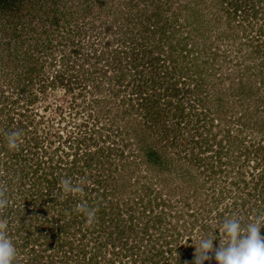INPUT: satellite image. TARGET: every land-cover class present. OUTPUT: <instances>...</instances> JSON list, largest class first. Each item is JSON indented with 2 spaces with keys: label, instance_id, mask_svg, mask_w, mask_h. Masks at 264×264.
Here are the masks:
<instances>
[{
  "label": "rangeland",
  "instance_id": "374dc122",
  "mask_svg": "<svg viewBox=\"0 0 264 264\" xmlns=\"http://www.w3.org/2000/svg\"><path fill=\"white\" fill-rule=\"evenodd\" d=\"M163 1L167 2L163 5L165 8L163 20L166 21L167 25L165 26L167 28L163 26V29L169 33L171 29H168V26L173 27L175 35L168 41L172 40V46L177 47V53L180 52L181 46H186L185 52L182 53L186 56V60L184 64L179 65L175 72L171 71V67H167L165 71L162 70L163 73L171 72L167 77H164L167 74H164V76L160 74L159 83L161 85L156 86L158 89H151V91H156L157 97L159 93L161 94L158 106L160 108L165 107L164 113H161V117H163L162 127L166 129L171 124L174 127L176 125L175 121L170 122V120H172L173 112L177 108V98L180 97L171 99L173 101L169 103L166 94L170 92L167 90L170 80L179 83L181 73L185 70L189 77L186 79L192 80L198 77L195 71L198 73L200 71L202 78H204V86L197 92L193 90V93L191 92L184 100L185 113L192 112L187 106L191 104V101L197 104L195 97L207 100L208 103H205V105L207 108H211L216 105V99L223 93L220 100L224 106L222 113L225 114L224 117L228 121H223V125H227L226 127L229 128L234 138L228 141L222 139L224 137L223 133L217 135V140L222 139L223 141L222 156L218 157L216 153L213 160L214 163H218V158H220L219 163L224 164V166L223 164L222 166L214 164L215 170L220 172L223 169L222 175L218 174L219 176H212L208 171H205L203 162L200 166L189 163L187 156H185L186 151L188 152L189 149L187 148L185 152H182L184 150L180 148L173 149L171 148V141L164 140L162 145L165 148L161 146L163 147L162 163L167 165L153 167L145 163L143 152H140L141 150L137 145L139 133L142 135L146 126L150 123L146 122L144 114L135 106L136 101L123 103L122 97L117 95L119 92L118 87L121 85L120 87L123 89L124 85L126 87V82L117 84L120 72L115 73L113 69L107 67L106 61L112 62L110 52L114 49L124 51L125 47H130V41L128 40L125 46L123 44L120 46L118 42L122 43L127 39V37L124 38L123 32L132 30V33L138 34L140 30L138 28L140 24H137L138 16L145 11V6L146 9L148 8L151 11L149 7L151 5L147 0H104L101 4L98 0H68V5L74 6V8H69L70 11L73 10L71 11L73 16L70 14L69 19H67V23L70 25L69 33L65 32L63 34L61 30L55 34L47 32L49 37L44 34L41 38L39 37V29L41 28H38V32L30 34L31 37L23 36L22 38L28 40L27 45L39 44V49L33 48L30 51L31 59L37 58L34 64L41 68V76L33 81L32 86H28L29 88L26 89L24 96H18L17 90L15 91L19 86L10 84L17 74L11 63L6 62V54L10 49H4L7 43L5 40L11 34L4 35L1 33L0 41L3 42H1L2 45L0 43V111L2 109V112H0V132L15 129L20 121L16 115L20 112L24 113L26 116L23 120L28 128L27 132H21L22 143L18 149L19 152H16L19 154L16 167L20 172L19 169L24 164V160L34 165L31 169L33 171L36 163H42L40 172H37L32 178L31 176L24 179L18 178L19 180L15 181L17 184L27 182L25 189L33 185L36 188L38 184L44 186L43 176L51 171L49 169L51 168L50 164L56 165V162L72 161V156L77 148L79 149V155L97 149L98 145L96 144L97 146L94 147V143H97L99 136L92 135H94V132H100L97 129L102 127L107 128V130L102 131L103 137L99 140L101 142L100 146L103 147L105 142L102 143V141L109 134L110 141L108 143H111L113 138L115 143L117 141L123 143L119 146L116 145L117 147L115 146L113 151L105 152L107 157L105 159L106 167L103 170L101 169L104 171L103 179L101 177L102 173H100L102 171L97 168L92 177L88 179V183L84 184V200L87 202L89 199L91 202L100 204L102 209L106 207L103 220L99 219L102 214L99 215L98 208L95 207V219L89 224L86 222L87 217L82 216L77 210L78 205H73L74 210L80 217L77 216L76 226L72 228V232L75 231L76 233L62 236L65 237L62 240L67 243L65 249L71 252V257L64 264H120V262L141 264L140 262H134L131 256L124 254H128L127 249L132 245L134 247L131 251L140 256L141 252L145 250L143 248L140 251L136 250V244L141 241L148 252L146 256L148 257L149 254L155 255V252L151 253L152 243L149 242L147 237L139 234L142 228H139L137 224L139 223L140 212L144 211L142 207L145 203L150 207L148 208L149 211L145 212L146 216H149L150 209H152L153 211L150 214L152 217L159 216L162 224L174 229L169 230L168 233L171 234L174 231L175 234L180 235L178 245L175 248L176 251L172 257H166L159 264H194L195 248L193 244L197 243L201 235H209L214 232L217 239L214 241V246L218 245L219 241L224 242V233L220 229V222L217 217V213L224 211V208L229 207V210H227L229 214L225 212L224 218L236 216L244 220L246 208L243 207L240 199H236L239 194L229 190V187L233 189L229 182L232 179L236 181L240 179L250 180L260 168L251 158L252 154H256L259 145L264 149L263 132L250 128L254 118H257L256 115L259 112L261 113L262 107L258 104L257 99L264 96V81H261L264 67L260 66V60H254V57H251V47L248 46V42L251 40L259 44L264 43V15H258L249 23L243 20V16L238 13L237 18L233 22L231 21L228 26V16L224 17L222 11H218L217 6L215 7L216 0H161V2ZM254 1L258 8H264V0H261V2ZM134 3L140 5L135 9H130ZM99 5L101 10L98 7ZM69 10L66 9L70 12ZM129 11L133 13V16L129 15ZM126 15H128L129 21L123 17ZM147 15L144 17H148ZM72 18L74 21L70 20ZM207 20H212V23H207ZM142 23H146L145 19ZM161 24L163 23L161 22ZM207 24L209 25L207 26ZM110 25L112 30L107 32L106 29ZM77 29L81 31V38L77 37V35H80V31L78 34ZM74 33L76 34L74 35ZM45 37H48L47 42ZM120 38L123 40L121 41ZM138 41H141V39L137 38ZM179 41L181 46H178ZM73 42H77V44L72 46ZM13 43H15L14 40ZM143 46L146 47V45ZM163 47L165 50L167 49V52L169 51V45L163 44ZM103 54H105L103 61L95 58ZM248 67H250V70L246 69ZM142 68L143 66L138 68L140 72L142 71V75L138 76H143V79H151L152 72L157 73L149 67ZM61 73L65 75V78H60ZM240 75H243L244 81L247 78L245 75H250V78H247L249 80L248 84L250 83V86L255 85L259 89V93L255 95L253 93L235 94L234 91L238 87ZM113 76L116 78L109 79ZM219 76L227 79L212 86V83L217 81ZM5 96L9 97L6 102H4ZM29 96H35L34 103L27 104L26 99ZM17 97L19 100H17ZM25 104H27L26 107ZM254 106L257 107L258 113H252ZM98 107H102L103 114L106 117L102 116L103 114L99 115L98 118L96 117ZM123 110H128L129 114L120 115ZM196 110L201 111V107L198 106ZM215 115L213 113L210 117H215ZM245 120L248 124L247 129H239L241 122H245ZM188 121L186 119L180 125L187 144L190 143L188 142L190 139L184 128H187ZM213 124H215L214 121ZM189 128L192 129V133L197 131L191 125ZM197 128L199 132L206 131L207 136L205 139L210 140L213 135L220 131L222 125L214 127L208 123L206 126L200 124ZM117 130L120 137L116 133ZM142 137L145 142L155 140L146 137L149 139L147 141L144 135ZM121 138H124L123 142H121ZM34 139L40 144L38 147L41 148H33L31 142ZM126 143L128 146L125 145ZM214 148L217 152L220 149L218 145ZM178 149L182 153L178 154ZM196 152L197 149L194 153L196 154ZM209 152L207 155H212V151ZM262 154L264 155V151H262ZM22 155L24 158H21ZM263 155H258L257 159L260 161ZM208 161L210 160H207V163ZM78 165L82 164L79 163ZM255 165H257V168ZM68 167H71V165H68ZM76 169L78 170V167ZM230 169H233V171ZM31 170L29 169V171ZM227 174L228 176H226ZM19 175H22V173H19ZM81 178L84 177L78 176L77 179H70L76 182ZM95 179L102 182L98 186L99 189L92 186V181ZM58 184L60 185V181H58ZM114 186L118 188L116 192L113 189ZM58 189L61 190V188L55 187L54 191H58ZM54 191H52L53 194ZM221 191H223V196L226 195L228 199L225 198L217 204L213 198L221 196ZM17 192L16 188L14 190L15 197L10 199L11 203L19 201L20 195ZM102 193L105 196H102ZM71 195L79 196L80 194ZM27 196L30 197L31 193H27ZM185 197H188V202L192 206L189 210L183 206ZM163 200L166 201L165 206L162 205L161 201ZM246 200L245 197L244 201ZM246 205H248V202ZM263 216L264 213H262L261 220ZM130 218L132 219V225H134V233L128 234V248L125 249V252H121L115 225L129 223ZM161 226L163 228V225L158 227L161 228ZM201 226H203V229ZM148 229L147 234L153 235L155 238L158 231L151 226ZM28 230L30 232L34 231L30 226ZM135 232H138V234H135ZM261 234L263 235L262 229ZM39 235L40 233H33V237H40ZM47 239L52 241L54 238L47 236ZM123 241L120 243H123ZM157 246L160 247L161 245ZM63 250L59 249L57 251V248H49L44 255H49L53 259L45 257L43 258V264H49L51 261L57 263L59 258H64ZM185 256L186 258L183 259ZM175 259H178V263ZM23 260L25 261V259ZM24 261H21V264H26ZM205 264H215V261L210 258Z\"/></svg>",
  "mask_w": 264,
  "mask_h": 264
},
{
  "label": "trees",
  "instance_id": "16d2710c",
  "mask_svg": "<svg viewBox=\"0 0 264 264\" xmlns=\"http://www.w3.org/2000/svg\"><path fill=\"white\" fill-rule=\"evenodd\" d=\"M68 0H0V38L1 33L4 35H7V33L10 35L5 42L6 47L4 49H10L8 53L6 54L7 59L6 62L11 63V66H13L16 69V76L13 81L10 82V84L19 86L15 91L17 90L18 96H24L23 94L26 93V89H28L30 86H32L33 81L39 78L41 75V68L40 66L34 64V62L37 61V58L33 60L31 59V51L30 49H39V44L35 43L34 46L27 45L28 40H23V36H32L30 34H33L35 32H38L37 29H39V37L42 38V35L47 34V32H50L52 34H55L56 32L63 31V34L65 32L69 33L70 25L67 23L68 16L72 14L69 8H74L73 5H68ZM99 4L104 2V0H98ZM151 6L150 9H146V6L144 7V10L139 18H137V24H140V27H138L140 30L138 31V34L132 33V30L123 32L124 38L127 37L125 41L122 43L118 42L119 45L125 44L130 41V47H125L124 51H120L118 49H114V51H111V61H106V66L110 69H113L114 72H120V77L118 78L117 84H123L126 82L123 86L124 88L121 89V85L118 87L119 92L117 93L118 96L122 97V102L132 103L137 102L135 106H137L138 109L141 110V112L145 116L146 122L149 124L146 126L144 132L142 135H144L145 139L149 141L146 137L154 138L153 142H145L142 135L139 133V137L137 139V145L140 152H143V157L145 158L144 161L148 166H157V165H167L165 163H162L163 159V145L162 141H171V148H180L183 149L185 152L187 148L189 151L185 153V156L188 158L189 163H194L196 166H200V164L205 165V171H208L212 176L214 175H222L223 172L220 170H215L214 164H218L219 166H222L223 163L220 162V158H218V163H214V156L217 153L218 157L222 156V139H226L228 141H231L234 136L229 131V128L226 127L227 125H223V121H227V119L224 117L225 114H223V102L221 103V97L223 96V93L219 96L217 100V103L213 107L207 108L205 103H208L207 100L203 99H195L197 100V104H195L193 101H191V104L187 105L189 110H192L191 113L186 112V105L184 103V100H186L187 96L194 90V92H197V90H201L204 86V78H202L201 72L199 71L195 73L198 74V77L195 79H186L189 78L187 71L185 70L181 74V81L179 83L175 81H171L168 84V89L170 92H167L166 96L169 98V103H172L173 100L177 97V108H175V112H173V118L170 120V122L176 123L175 127L173 124L168 126L166 129L162 127V119L161 113H164L165 107H159L158 102L161 94H156V91H151L152 88L159 87L161 85L159 83L160 74H167L164 77H167L168 74L173 71L175 72L177 68H179V65L182 63L184 64L186 60V56L182 53L185 52L186 46H181V42H178V46H181L180 52L177 53V47L172 46V40L168 41L172 36L175 35V30L173 27H169L168 29H171V31L168 33L163 29L164 27L167 28L165 25H167L163 20L164 15V6L166 1L161 2V0H147ZM258 2H261V0H258ZM131 3V2H130ZM215 7L217 6L218 11L223 13L225 15L224 17L228 16V26L230 22L235 20L237 18V14L243 16V20L250 23L254 18H256L258 15H264V8L260 9L258 8V5L256 6V2L254 0H216ZM140 4L134 3L130 9H135ZM100 7V5L98 6ZM68 9L70 12L66 11ZM101 10V7L99 8ZM153 10V11H152ZM101 12V11H100ZM130 13V14H129ZM129 15L133 16V13L129 11ZM137 14V13H136ZM148 14V15H147ZM148 17H144V16ZM175 15V14H174ZM127 21L128 15L123 16ZM231 17V18H230ZM217 18V17H216ZM143 19H145V24L142 23ZM71 21H74L73 18L70 19ZM125 20V21H126ZM220 20V19H219ZM70 21V22H71ZM161 22L163 24H161ZM242 22V21H241ZM207 23L211 24L212 20H207ZM220 23V22H219ZM161 24V25H160ZM207 24V26L209 25ZM19 26V27H18ZM164 26V27H163ZM111 25L108 26L106 29L107 32L109 30L111 31ZM203 28V27H202ZM81 29V27H80ZM80 30L77 29V33ZM51 34V35H52ZM76 33H74L75 35ZM79 34V33H78ZM170 34V35H167ZM81 31L80 35H77L78 38H81ZM170 36V37H168ZM49 37V36H48ZM48 37H45L46 42L48 40ZM29 38V37H27ZM122 38V37H121ZM120 40L122 41L123 39ZM137 38H140L141 41L137 42ZM258 38V37H257ZM39 39V38H38ZM13 40L15 43H13ZM128 40V41H127ZM259 41V40H258ZM3 41H0V43ZM49 42V41H48ZM164 42V43H163ZM77 42H73V45H76ZM163 44L169 45V51L167 52ZM248 46H250V54L251 57H254V60H260V66L264 67V43L261 42L259 44L256 41H249ZM2 45V43H1ZM143 45H146L144 48ZM47 46V45H46ZM108 46V45H107ZM168 47V46H167ZM3 48V47H2ZM142 48V49H141ZM144 48V49H143ZM12 49V50H11ZM73 50V49H72ZM75 52H77L75 50ZM96 53V52H95ZM91 55V53H89ZM104 55H100L98 57H95L98 60L103 61ZM167 55V56H166ZM93 56V55H92ZM102 58V59H101ZM115 66V67H114ZM143 66L144 68H150L151 70L157 71V73H153L151 75V79H143L142 77H139L142 75V71L140 72L138 68ZM167 67H171V71L163 73L162 70H166ZM250 70V67L246 68ZM181 70V69H180ZM247 70V71H248ZM140 73V74H139ZM139 75V76H138ZM180 75V74H179ZM243 75H240L238 78V87L235 89V94H258L259 89L252 85L250 86V83L248 84V79L250 78V75L247 76L246 80L244 81ZM60 78H65V75L61 73ZM116 77H110L109 79L113 80ZM128 78V80H127ZM227 79V78H226ZM224 78L217 79V81L213 82L212 86L215 85L217 82H221L226 80ZM127 80V81H126ZM174 80V78H173ZM261 81H264V70L262 73ZM22 82V83H21ZM88 82V80H87ZM174 82V83H173ZM193 82V83H189ZM29 86V87H28ZM118 86V85H117ZM157 86V87H156ZM192 86V87H190ZM217 90V89H216ZM251 92V93H250ZM193 93V92H192ZM34 97V98H33ZM29 96L28 99H26L27 104H32L35 102V96ZM174 97V98H173ZM225 98V97H224ZM9 99V97L5 96L4 102H6ZM17 100L19 98L17 97ZM171 100V102H170ZM250 100V98H248ZM259 105H261V113H258L257 107L254 106L252 108V113H258L257 118H254V121H252L250 128H253L257 130L258 132H263L264 134V96H260L258 99ZM224 101V99H223ZM175 102V101H174ZM210 102V101H209ZM25 104L24 106L26 107ZM194 104V105H193ZM191 105V106H190ZM200 106V110L195 109ZM132 109L134 108L131 107ZM249 108V106H248ZM28 109V108H26ZM215 109V111H213ZM102 107H98L96 109L98 118L99 115L103 114ZM254 111V112H253ZM2 112V109L1 111ZM128 110H123L121 114L128 115ZM172 112V111H171ZM215 113V117H210L212 114ZM20 121L17 124L18 126L13 130H5L3 133L0 132V192L4 194V197L7 199L8 203L7 206L3 209H0V219L6 218L8 221V232L10 236L13 238L18 254L15 260V264H21V261H24L26 264H43V258L47 259H53L49 255L45 256L46 252H48V249L52 247V249L57 248V251L59 249L63 250L66 246V241H63L62 239H65V234H74L75 231L72 232V228L76 226V218L77 216L80 217L77 212L74 210L73 205H79L81 203H85L87 208L94 209L95 207L98 208V214H102V217L100 216L99 219L103 220V215L105 214L104 210L101 208L100 204L91 202L89 199L87 202L84 200L85 196L82 195H71V194H63L62 189H58V191H54L55 187L61 188V186L58 184V181L61 182L64 178H71V179H77L78 176L84 177L85 180L88 181L94 174V171L97 168H100L99 170H103L106 167L105 159L107 158L105 155V152H111L115 149V146L123 143H115V141L112 139L111 143H108L109 136H106L105 139H103L105 142L103 147L100 146L99 140L103 137L102 131L107 130V128H101L97 129L100 130V132H94V135L99 138L97 139V143H94L95 149L94 151H88L85 154L79 155L77 148L74 151V155L72 156V161L64 162H56V165H51V171L48 172L47 175H44L43 181L45 182V185H40L36 188L35 185L28 187V189H25V185H27V182L21 184H17L15 181L20 179H24L28 176H31V178L36 175L37 172L41 171V162L36 163L35 169L33 171L31 170L34 165L31 163H27L23 160V165L20 167V172L18 171L16 165H17V157L19 154H17V151H9L6 146V134L19 130L20 132H27L28 125H26L23 118H25L24 113H18L16 115ZM102 116L106 117L105 114ZM254 117V116H253ZM188 119L187 128H184L188 132V142L189 144L185 143L186 138L183 136V133L181 132L182 129L180 128V125ZM213 121L215 124H213ZM208 123L211 124V126H217L220 127L222 125V128H220V131L213 135L212 139H205L206 134L205 132H199V129L197 128L200 124L203 126H206ZM192 126L197 131L192 133V129L189 128V126ZM247 121L245 120L241 122V126L239 129H247ZM209 128V127H208ZM207 128V130H208ZM183 129V130H184ZM252 129V130H253ZM241 132V131H239ZM99 133V134H98ZM117 135L120 137V133L117 130ZM220 133L224 134V137L220 140H217V135H220ZM98 134V135H97ZM95 136V137H96ZM75 140H77L75 138ZM124 141V138H121V142ZM212 142V143H211ZM78 143V142H77ZM214 143V144H213ZM33 145V148H41L38 147L40 145L36 139L31 142ZM97 144V145H96ZM107 144V145H105ZM128 146V144H125ZM218 145L220 147L219 151L217 152L215 150V146ZM42 146V145H41ZM123 146V145H121ZM163 146V147H161ZM117 147V146H116ZM165 148V147H164ZM214 148V149H213ZM195 149H197L196 154ZM218 150V149H217ZM209 151H212V155H207L210 153ZM262 151L264 149L260 145L258 146V149L256 150V154H252V159L260 168L257 170L258 172L252 176L250 180H242L236 181L235 179L231 180L229 184L232 186L233 189L229 187V190L231 192H236L239 194L238 198L242 201L243 207L246 208L245 217L244 220H242L243 223H247L250 219L253 220L257 217L261 218L262 213H264V155L262 154ZM17 152V153H16ZM46 152V151H45ZM178 149V154L182 153ZM21 153V152H20ZM205 154V155H204ZM258 155H263V158L259 161L257 159ZM7 158H5V157ZM69 155L67 154V157ZM10 160H9V159ZM21 158H24L23 155ZM210 158V159H208ZM250 158V159H251ZM12 160V161H11ZM207 160L208 161L207 163ZM82 164L78 165L77 164ZM261 164V165H260ZM68 165H71V167H68ZM257 165L256 168H257ZM31 166V167H29ZM224 166V164H223ZM78 167V170L76 169ZM29 169L31 171H29ZM98 170V171H99ZM101 170V171H102ZM233 171V169H230ZM19 173H22V175H19ZM102 173L101 177L103 179L104 171L100 172ZM99 173V174H100ZM218 175V176H219ZM88 176V177H86ZM228 176V174L226 175ZM47 178V179H46ZM49 179V180H48ZM231 179V178H230ZM79 180V179H78ZM102 184L101 180L95 179L92 181V186H95L96 189L98 186ZM17 188V193H19V201L17 203H11L10 199L15 197L14 196V190ZM99 189V187H98ZM114 191H117V187H113ZM212 190V189H211ZM54 191V194L53 192ZM214 192V191H213ZM220 194L221 196L217 198H213V200L219 204L221 201H223L226 197V195L223 196V191ZM27 193H31V196L28 197ZM27 197H24V196ZM77 196V197H73ZM102 196H105L104 193H102ZM223 196V197H222ZM214 197V196H213ZM230 197V196H229ZM246 197L247 200L244 201V198ZM77 199V200H76ZM21 200V201H20ZM21 202V203H20ZM141 202V201H140ZM150 203V201H148ZM162 205L165 206L166 201H161ZM248 202V205H246ZM93 203V204H91ZM236 204V203H235ZM223 205H225L223 203ZM30 206V207H29ZM183 206L186 209H190L192 206L188 202V197L184 198ZM76 208V207H75ZM144 210L143 212H140L139 216V228H142L139 232L140 235H143V237H147L149 242L152 243L153 249L151 250V253L155 252L154 254H149L148 257L146 254H148L146 247L143 246L142 241L140 243L136 244V250H145L144 252H141V255L138 256L131 250L134 246H129L128 248V242H129V235L134 233V225L131 223V218L128 221L129 223L125 224H116V233H117V240L119 241L121 252H125V249H127L128 254L124 253L126 256H131V259L134 262H140L141 264H159L163 259L166 257H172L174 252L176 251L175 248L178 245V239L180 237L179 234H175L174 231L170 234L168 233L169 230H174L173 228H169L165 224L161 223V218L159 216H151V212L153 211L150 209L149 216L145 215V212H148V204L145 203L142 207ZM258 209H261L260 211ZM82 216H84V213H82L79 209H77ZM229 210L228 208H224V211L218 212L217 217L219 219L220 225L223 223V221L227 218H224L225 212ZM227 214H229L227 212ZM72 216V217H70ZM72 218V219H71ZM160 218V219H159ZM224 218V219H223ZM262 220H264V216L262 217ZM144 221V223H143ZM159 225H163V228ZM29 226L32 227L34 230L33 232L29 231ZM149 226H151L153 229L158 231V233L155 234V238L153 235H148L147 232H149ZM28 227V229H26ZM194 227V226H192ZM262 227H264V224H262ZM203 229V226H201ZM40 233V237H33V233ZM262 232L264 235V228H262ZM192 233L191 231L189 232ZM129 234V235H128ZM135 234H138V232H135ZM145 234V235H144ZM152 234V233H151ZM162 234V236H161ZM47 236H51L56 240H49L47 239ZM158 236V237H157ZM153 237V238H152ZM42 238V241L40 242ZM140 239V238H139ZM124 240V241H123ZM142 240V239H140ZM123 241V243H120ZM155 242V243H153ZM157 245H161L158 247ZM56 246V247H55ZM158 248V249H155ZM160 248V250H159ZM28 249V250H27ZM27 250V251H26ZM64 258H59V261L56 263L55 261L49 262V264H64L68 261V259L71 257V252L69 250H63ZM130 254V255H129ZM165 254V255H164ZM151 255V257H150ZM136 258H133V257ZM186 256L183 258L185 259ZM176 263H178V259H175ZM23 264V263H22ZM120 264H126L120 262Z\"/></svg>",
  "mask_w": 264,
  "mask_h": 264
},
{
  "label": "clouds",
  "instance_id": "9594fccd",
  "mask_svg": "<svg viewBox=\"0 0 264 264\" xmlns=\"http://www.w3.org/2000/svg\"><path fill=\"white\" fill-rule=\"evenodd\" d=\"M22 143V135L19 130L6 134V146L9 151H17ZM87 180L81 178L73 182L70 178L61 180L60 185L64 194H84V184ZM7 199L0 192V209L7 206ZM78 209L87 217V223L95 219V209L86 207L81 203ZM264 220L259 217L243 223L239 217L227 218L220 225L224 233V242L214 246V232L209 235H201L194 245V264H205L210 258L215 264H264V235L261 234ZM18 250L13 238L8 232V221L0 219V264H15Z\"/></svg>",
  "mask_w": 264,
  "mask_h": 264
}]
</instances>
